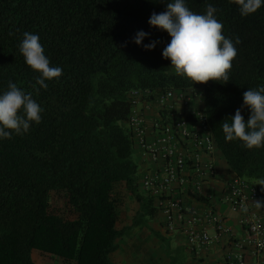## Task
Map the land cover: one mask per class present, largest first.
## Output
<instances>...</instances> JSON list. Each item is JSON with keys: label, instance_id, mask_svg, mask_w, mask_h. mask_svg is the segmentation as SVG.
I'll use <instances>...</instances> for the list:
<instances>
[{"label": "trees", "instance_id": "trees-1", "mask_svg": "<svg viewBox=\"0 0 264 264\" xmlns=\"http://www.w3.org/2000/svg\"><path fill=\"white\" fill-rule=\"evenodd\" d=\"M168 2L0 0V95L15 83L43 110L27 133L0 138V264H38L36 251L57 264H118L112 255L121 240L144 228L164 239L151 225L160 217L164 229L157 198L144 189L133 158L136 90L148 91L149 101L168 90H200L217 157L255 182L264 201V145L247 149L226 141L222 130L237 109L249 119L243 93L264 87V3L245 17L233 0H185L197 14L213 5L225 37L241 41L229 82L200 88L171 72L162 55L171 36L149 24ZM140 31L148 35L137 45ZM25 32L37 34L50 66L62 68L60 77L45 81L47 89L19 51ZM152 42L153 49L144 47ZM132 202L139 206L128 221ZM192 256L190 264H205Z\"/></svg>", "mask_w": 264, "mask_h": 264}, {"label": "built area", "instance_id": "built-area-1", "mask_svg": "<svg viewBox=\"0 0 264 264\" xmlns=\"http://www.w3.org/2000/svg\"><path fill=\"white\" fill-rule=\"evenodd\" d=\"M146 95L133 92L129 124L152 164L141 182L157 198L164 229L183 236L194 256L217 247L221 264H264V210L254 206V200L262 201L258 185L231 171L220 199L207 189L219 169L214 132L200 106L202 92L168 90L154 101L143 100ZM152 103L159 106V116L150 125L144 109ZM223 207L236 215L235 223Z\"/></svg>", "mask_w": 264, "mask_h": 264}, {"label": "clouds", "instance_id": "clouds-1", "mask_svg": "<svg viewBox=\"0 0 264 264\" xmlns=\"http://www.w3.org/2000/svg\"><path fill=\"white\" fill-rule=\"evenodd\" d=\"M239 6L241 16L254 14L261 8L264 0H233ZM218 11L209 4L204 14L191 11L185 0H173L167 3L163 13H153L149 24L166 31L171 36L170 43L163 50V57L170 59L171 66L179 76L186 77L193 84H206L209 81L229 82L232 62L237 56L235 44L241 41L237 37L235 44L223 34V24L216 18ZM148 33L140 31L134 42L140 45ZM157 42L144 47L151 50ZM19 51L31 69L41 74L37 83L48 88L46 80L62 75V68L50 66L44 54V48L37 34L25 32L19 45ZM223 84V83H222ZM244 106L250 108L251 115L245 121L241 110L230 117L231 123H222L226 141H242L247 149L264 145V87L248 88L243 93ZM21 110H23L21 112ZM42 108L17 84L9 82L8 90L0 95V138L10 139L12 134H25L32 123L42 120ZM260 185H264L261 183ZM264 191V188H262ZM257 209L264 208V201L254 200ZM247 211V208L244 209Z\"/></svg>", "mask_w": 264, "mask_h": 264}, {"label": "rangeland", "instance_id": "rangeland-1", "mask_svg": "<svg viewBox=\"0 0 264 264\" xmlns=\"http://www.w3.org/2000/svg\"><path fill=\"white\" fill-rule=\"evenodd\" d=\"M171 72L175 73L173 67ZM201 88V84H197ZM203 103L200 104L202 107ZM134 160L139 164L140 171L143 169L140 164L139 146L136 144ZM219 174L225 172L228 165L224 158L219 159ZM137 202H132V209L127 214L128 221L131 219ZM233 215H231L232 217ZM151 225L164 234V239L157 238L148 228H144L134 238L121 240V248L112 255V259L118 264H190L193 256L190 253L186 239L179 234H167L163 229L161 218H156ZM38 264H57V261L50 256H43L39 252L34 253Z\"/></svg>", "mask_w": 264, "mask_h": 264}, {"label": "crops", "instance_id": "crops-1", "mask_svg": "<svg viewBox=\"0 0 264 264\" xmlns=\"http://www.w3.org/2000/svg\"><path fill=\"white\" fill-rule=\"evenodd\" d=\"M145 106H146L145 104L141 105L142 108H144ZM178 107L181 108L182 107L181 104H179ZM158 109H159V106L154 103H152L148 109H144L150 125L152 124L153 120L159 116ZM139 151H140L139 161H140L141 167L143 168L140 171V174L143 175L146 171H148L149 169H152V164L150 163L148 158H146V156L144 155L140 147H139ZM219 159L220 158L217 157L216 155L217 167H219ZM230 173L231 171L229 170V168H227L224 173H222L221 175L219 174L218 178L215 181H213L212 184H210V186H208L207 189L212 190L214 192L215 201L220 199L221 190L223 188L224 183L229 179ZM222 211L227 213L230 217L231 215H233L230 219H231V223H235L236 215L234 213L230 212V210H228L226 207H223ZM217 249L218 248L216 247L215 249L211 251V253L203 256L205 260V264H221L220 260L218 259L219 251Z\"/></svg>", "mask_w": 264, "mask_h": 264}]
</instances>
